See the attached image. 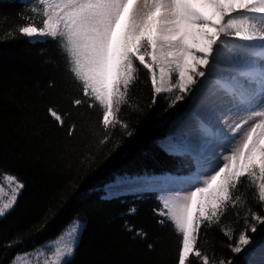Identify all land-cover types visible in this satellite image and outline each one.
I'll use <instances>...</instances> for the list:
<instances>
[{
    "label": "snow or ice",
    "instance_id": "snow-or-ice-1",
    "mask_svg": "<svg viewBox=\"0 0 264 264\" xmlns=\"http://www.w3.org/2000/svg\"><path fill=\"white\" fill-rule=\"evenodd\" d=\"M38 4L41 7L33 4L30 8L33 15L21 14L24 23L6 36L19 34L57 43L69 86L79 92L70 95V106L99 110L98 123L107 133L100 144L108 143L117 129L128 137L133 135L122 112L139 110L132 95L141 66L151 82L153 103L158 94L169 93L170 106L191 94L206 73L224 74L216 79L212 103L243 107L246 113L232 128L228 142L248 127L234 148L201 164L195 183L161 198V206L153 211L160 217L158 223H171L180 236L176 264H232L210 256L199 238L205 227L221 225L230 208L247 204L241 192L245 184L255 188L257 202L264 206V0H38ZM37 14L42 16L39 22ZM229 38L244 43L230 46ZM224 50L228 62L221 66L218 54ZM166 79L170 87L164 86ZM48 86L53 87L54 82ZM48 115L69 137L76 135L75 124L65 126V115L70 117V113L62 115L49 107ZM198 131L213 135L206 122L199 124ZM0 180V218H4L15 209L26 185L8 172L0 174ZM5 184L10 190L7 199L3 198ZM244 220L236 243L229 245L236 254L252 242L248 232L256 233L258 226L264 225V216L251 208ZM46 226L47 217L38 230ZM83 228L79 219L73 220L56 241L34 253L18 255L12 264L33 256L39 264L45 247L50 255L43 264H70ZM128 230L137 236L147 235L132 227ZM221 231L233 239L232 229L222 227Z\"/></svg>",
    "mask_w": 264,
    "mask_h": 264
},
{
    "label": "trees",
    "instance_id": "trees-1",
    "mask_svg": "<svg viewBox=\"0 0 264 264\" xmlns=\"http://www.w3.org/2000/svg\"><path fill=\"white\" fill-rule=\"evenodd\" d=\"M30 8L20 0H0V174L17 175L26 185L15 209L0 219V264H10L17 254L54 238L74 219L82 221L84 229L70 264H176L180 236L171 223H158L160 217L153 210L161 204L156 194L107 199L103 191L120 175L193 171L188 155H170L159 146L175 117L170 97L156 96L153 103L151 82L141 66L132 95L139 110L122 112L133 135L117 129L108 143L100 144L107 133L98 123L99 110L70 106V95L79 92L69 86L57 43L6 36L24 23L21 14L33 15ZM35 19L39 22L42 16ZM50 81L53 87L48 86ZM49 107L62 115L70 113L65 115V126L76 125L74 137L48 115ZM241 192L247 204L230 208L221 225L205 227L199 238L210 256L232 264H246L249 245L239 254L229 245L244 229L247 209L264 216L255 188L245 184ZM46 217L47 226L38 230ZM129 227L147 235L137 236ZM222 227L233 230V239ZM248 235L263 242L264 225Z\"/></svg>",
    "mask_w": 264,
    "mask_h": 264
},
{
    "label": "rangeland",
    "instance_id": "rangeland-1",
    "mask_svg": "<svg viewBox=\"0 0 264 264\" xmlns=\"http://www.w3.org/2000/svg\"><path fill=\"white\" fill-rule=\"evenodd\" d=\"M24 1L25 2H34L35 0H24ZM28 40L34 41L37 39H29L28 38ZM40 40H44V39H40ZM227 43L231 46L234 44H243L244 42L240 41L238 38H229ZM223 53H225V54H223ZM227 56H228V53L226 50H224V52L222 51L220 54H218V59L220 61L221 66H223L224 64H226L228 62ZM209 74H211V76ZM223 75H224L223 73H220V72L216 73V71L208 72V74L206 73V77L203 78V82L198 84L196 86V88L194 89V91H192L191 94L185 96V98L182 101H178L175 106H172V110L175 112V117L171 121L168 122L167 127L165 128L164 138L161 141V145L163 144L162 147H164L167 150H175L176 152H178V154H189L188 153L189 149L187 148V145L189 143L188 133L184 132V134L180 135L181 139H179L177 137H175L174 139L170 138V134H172V132L174 131V130L171 131L172 126H173L174 122H178V121H179V125H183V123L187 124L189 122V123L194 124L195 126H199V124L203 121H206V122L208 121L210 127L213 130L215 129V134H217V131H218V134L221 133L220 128L217 127V121H216L217 118L215 115L212 114L213 112H216L215 109H213V108H215V107L219 108V105H217V104H216V106L212 105V104L209 105V103H208L209 99L208 98H205L204 101H201L203 103L202 105L201 104L198 105V102L202 99V97H200V95L209 94V93H212V91H214L213 89H215V87H216V84L214 82H216V79L218 77L223 76ZM174 80H175V77H173V82H174ZM204 83L206 85H208V87H211V88L206 87V85ZM164 86L165 87L171 86V84L167 81V79L165 80ZM173 91L175 92L178 90L174 89ZM206 91H208V92H206ZM201 92H202V94H201ZM157 96H166V97L168 96L171 99V95L169 93H161V94H158ZM223 108H224V105H223ZM195 109H197V110H195ZM193 112L195 113L194 117H192V115H191V113L193 114ZM190 117H192V118H190ZM242 130L245 131L246 127L242 128ZM241 136L236 137V140L234 141L235 143L231 142L233 144H231V143L226 144V142L224 143V140L226 139L225 137H218L215 135L214 136L215 138H213L215 140V142H214L215 146L213 144L211 148L207 149V151L205 153L203 152L198 157L197 156L191 157L192 155L189 154L191 159H193V165H194V169H195L194 171L195 172L192 173L193 175L191 174L189 176H186V177L190 178V180L186 181L185 185L176 181L177 179L172 177L171 175H167L166 176L167 181L161 182V185H157V184L153 185L154 182L148 181V179L151 178L152 176H150V177L145 176L141 179H136L134 181L133 180L128 181V179H129L128 176L122 175V176H116L113 184L106 185L103 188V190L105 191V195H106V197H114V196H118V195H122V194H133V193L136 194V193H143V192H152V193H156L158 195L157 196L158 200H160L161 198H168L169 196L173 195L177 191L187 189L186 186H188L189 184L195 183V178L197 177V175H199V173L201 171V164H206L208 158H210L214 155H221V153L225 154V151H226V153L228 151H230L231 150L230 148L235 147L234 145H237L239 143L240 139L242 138ZM223 138H224V140H223ZM215 148L219 149L217 151L220 154L217 153ZM223 150H225V151H223ZM221 163H222V161H221ZM0 182H3V181L0 180ZM4 186H5V193L3 194V198L7 199V194L10 190L8 189L7 184H5ZM0 219H3V218H0ZM72 222L67 224L62 229V231H60L54 238H52L46 242H43L39 245H35L32 248L27 249L23 253L17 254L15 256V258L18 255L22 256V254H24V253H34L35 251L41 249L42 246L47 245L49 242L56 241L58 239V237L62 233H64L69 228V226L72 225ZM82 224L84 225L83 222H82ZM81 234H82V232L80 233L78 244L80 241ZM257 244H258L257 241H254V240L249 244L248 253L246 256V263L247 264H249V263L251 264V262H252V259H251L252 257L250 256L252 252H259V250L261 248L264 249V243L260 247H258ZM54 246L55 245L53 244L52 247L54 248ZM77 247H78V245H77ZM44 253H45V255H42L39 257V264H43V261L45 260L46 256L50 255L49 249L45 247ZM74 256L71 258V260L74 258ZM13 260L11 261L10 264H12ZM16 264H38V261H37V258L35 256H33V257H29L27 259H18V260H16Z\"/></svg>",
    "mask_w": 264,
    "mask_h": 264
},
{
    "label": "bare ground",
    "instance_id": "bare-ground-1",
    "mask_svg": "<svg viewBox=\"0 0 264 264\" xmlns=\"http://www.w3.org/2000/svg\"><path fill=\"white\" fill-rule=\"evenodd\" d=\"M224 52V51H223ZM225 54V53H223ZM223 58V57H222ZM221 59V58H220ZM217 73V72H216ZM208 74V73H207ZM211 76V74H209ZM215 76V75H214ZM215 80V79H214ZM215 83V82H214ZM205 84V83H204ZM210 84V83H209ZM206 85V84H205ZM206 87H208V85H206ZM208 88H211V87H208ZM206 90V89H205ZM214 90V89H213ZM203 91V90H202ZM210 91V90H209ZM208 92V91H206ZM213 92V91H212ZM205 93V92H204ZM202 94V92H201ZM212 93H209V94H205V95H200V97H202V99L198 102V105H202L203 103L201 101H204L205 98H208L209 101V105H215L214 103H212ZM199 98V97H198ZM219 105V108H213L215 109L216 112H213L212 114L216 116L217 118V127L220 128V134H218V131H217V134H215V129L213 130L212 128V131H213V135L212 136H204L202 135L199 131H198V126H195L194 124L192 123H187V124H184L183 125H179V121L178 122H174L173 126H172V134H170V138H179L181 139L180 135L184 134V132L188 133V145H187V148L189 149L188 153L190 155H192L191 157L193 156H199L200 154H202L203 152L205 153L207 151V149L211 148L212 145L214 144L215 140L213 138H215L214 136H218V137H225L226 139L224 140V143L228 142V138L230 136V133H231V130L232 128L240 123L244 118H245V110L243 107H236V108H233V107H230V106H225L224 105V108H223V104H217ZM193 108V107H192ZM198 108V107H197ZM201 108V107H200ZM199 109V108H198ZM197 110V109H195ZM202 110V109H201ZM192 117H194L195 113L193 112V114L191 113ZM190 116V115H189ZM190 117V118H192ZM203 122H206V121H203ZM208 126L209 123L208 121L206 122ZM216 127V128H217ZM246 128L248 127L247 125L245 126ZM244 131L241 129L240 132L236 133V137H240L242 135ZM167 133V132H166ZM168 136V135H167ZM242 137V136H241ZM217 139V138H216ZM234 142V141H232ZM235 143V142H234ZM221 144V143H220ZM219 144V145H220ZM233 144V143H231ZM163 145V144H162ZM230 145V144H229ZM215 146V144H214ZM213 146V147H214ZM233 146V145H232ZM231 146V147H232ZM236 146V145H234ZM227 147V146H226ZM234 148V147H233ZM232 149V148H230ZM215 150H219V149H216ZM226 150V149H225ZM223 150V151H225ZM209 152V151H208ZM221 152V151H220ZM169 153L171 154H178V152H176L175 150H170ZM217 153H219L217 151ZM226 153V151H225ZM220 154V153H219ZM222 154V153H221ZM205 157V156H204ZM201 160V159H200ZM199 160V161H200ZM192 168V167H191ZM195 170V169H194ZM195 172V171H194ZM173 174V173H172ZM172 174H162V175H154L152 176L151 178L148 179V181L150 182H154L153 185L157 184V185H161V182L163 181H167L166 179V176L167 175H171L172 177L176 178L179 183H182L183 185H185L186 181H189L190 178L186 177V176H176V175H172ZM143 177H135V178H129V180H136V179H141ZM110 184H113V183H109L108 185ZM187 187V186H186ZM162 189V188H161ZM134 194V193H133ZM75 220V219H74ZM72 222V221H71ZM70 222V223H71ZM252 258V262L251 264H264V249H260L259 252H252L251 255H250Z\"/></svg>",
    "mask_w": 264,
    "mask_h": 264
}]
</instances>
